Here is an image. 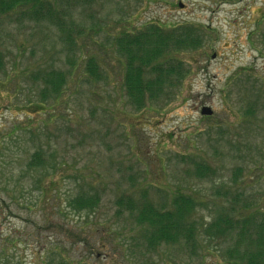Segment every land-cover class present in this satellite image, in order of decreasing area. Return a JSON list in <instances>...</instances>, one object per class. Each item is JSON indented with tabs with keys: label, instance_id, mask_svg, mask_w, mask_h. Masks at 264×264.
Segmentation results:
<instances>
[{
	"label": "rangeland",
	"instance_id": "obj_1",
	"mask_svg": "<svg viewBox=\"0 0 264 264\" xmlns=\"http://www.w3.org/2000/svg\"><path fill=\"white\" fill-rule=\"evenodd\" d=\"M50 1L55 14L46 19L0 14V83H10L0 88V264L217 263L209 233L201 232L205 254L180 244L147 250L115 198L138 205L145 197L163 209L174 192L191 191L198 225L246 205L264 221V0ZM150 21L190 26L200 42L170 54L187 74L139 113L113 43ZM92 54L103 71L96 81L84 71ZM49 69L65 74V90L48 112L32 113L40 80L31 74ZM18 121L34 132L6 136ZM39 147L51 157L30 170ZM200 161L213 174L197 177ZM50 179L57 195L47 202ZM83 192L100 197L91 211L68 203Z\"/></svg>",
	"mask_w": 264,
	"mask_h": 264
},
{
	"label": "trees",
	"instance_id": "obj_2",
	"mask_svg": "<svg viewBox=\"0 0 264 264\" xmlns=\"http://www.w3.org/2000/svg\"><path fill=\"white\" fill-rule=\"evenodd\" d=\"M11 12L37 21L53 16L55 9L50 0H0V14L8 15ZM71 37L68 36V39ZM199 42L200 36L195 38L190 26L175 24L163 27L159 21H150L135 32L124 31L115 38L113 46L125 61L122 85L135 110L139 113L150 111L149 103L161 98L166 89L181 84L188 70L181 61H171L170 54L195 48ZM84 61L87 78L98 80L103 74L99 59L92 54ZM124 61L119 59L117 64L122 66ZM2 66L0 57V68ZM31 76H36L35 79H39L40 84L36 85L37 99L29 101L26 108L36 114L48 112V108L58 102L65 90V74L58 69H49L32 73ZM9 85L5 81L0 83V88L9 92ZM18 122L19 125L14 124L6 136L34 132L32 125H21ZM44 153L41 147L35 149L28 157L27 168L35 170L45 167L48 157L51 156ZM193 170L197 177H205L214 172L210 165L202 161L197 162ZM57 183L56 180H47L41 189V200L44 197V201L53 200L57 195ZM142 199L140 204L135 205L130 196H120L115 198V204L118 206L117 213L125 207L132 214L134 225L139 227L137 241L143 242L147 250H155L161 245L180 244L191 254H203V232V236L205 233L211 236H206L207 240L218 243V255L223 258L215 264H264V221H257L255 211H248V205L237 213L217 214L203 226L198 225L193 218L200 199L191 191L174 192L170 198V207L163 209L157 208L145 197ZM99 200L97 194L83 192L71 196L68 203L78 212L91 211L98 205ZM236 200L240 201L239 195ZM222 242H225L224 246L221 245ZM206 255L215 256L213 253ZM200 263L203 264L201 261Z\"/></svg>",
	"mask_w": 264,
	"mask_h": 264
},
{
	"label": "water",
	"instance_id": "obj_3",
	"mask_svg": "<svg viewBox=\"0 0 264 264\" xmlns=\"http://www.w3.org/2000/svg\"><path fill=\"white\" fill-rule=\"evenodd\" d=\"M212 56H214V54ZM200 113L203 115H211L212 109L207 105H203L200 109Z\"/></svg>",
	"mask_w": 264,
	"mask_h": 264
}]
</instances>
